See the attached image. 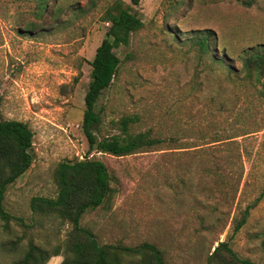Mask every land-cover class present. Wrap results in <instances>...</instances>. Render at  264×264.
<instances>
[{
  "label": "rangeland",
  "instance_id": "rangeland-1",
  "mask_svg": "<svg viewBox=\"0 0 264 264\" xmlns=\"http://www.w3.org/2000/svg\"><path fill=\"white\" fill-rule=\"evenodd\" d=\"M112 1L56 0L51 7L59 17L39 21L33 0H0L1 117L32 131L31 163L4 193L9 216L0 218V264H13L28 241L47 249L63 243L69 224L32 211L29 200L55 195L58 162L84 158L102 161L108 173L107 198L79 221L98 244L148 242L166 264H205L226 241L239 258L264 264V98L258 84L252 91L228 81L193 43L196 31L209 29L213 52L223 51L239 68L242 50L264 52V0L249 7L232 0H121L143 26L113 49L116 76L94 105L100 133H116L111 120L136 115L132 131L165 139L123 156L89 150L80 129L88 62ZM200 158L218 171H202ZM121 264L139 263L123 256Z\"/></svg>",
  "mask_w": 264,
  "mask_h": 264
},
{
  "label": "trees",
  "instance_id": "trees-1",
  "mask_svg": "<svg viewBox=\"0 0 264 264\" xmlns=\"http://www.w3.org/2000/svg\"><path fill=\"white\" fill-rule=\"evenodd\" d=\"M32 17L42 21L45 17L56 20L59 17L56 0H33ZM137 3V0H131ZM181 2L182 0H171ZM244 7L251 6L255 0H232ZM102 19L108 22L104 36L95 47L90 66L89 80L83 97L80 129L89 150L114 156H123L154 149L165 139L155 137L149 129L132 131L137 122L136 115H124L111 124L116 133H100L102 119L94 110L102 90L107 88L116 76L119 58L113 49L125 46L131 34L138 31L143 23L131 11L130 6L121 0H113L105 8ZM26 26H35L27 22ZM193 43L201 53L207 54L210 66L220 68L225 78L241 84L246 89L259 87L256 93L264 98V52L246 48L241 51L239 68L233 67L230 58L223 51L214 53L211 49L214 36L209 29L196 31ZM225 137L223 139H228ZM32 131L25 122L3 119L0 112V218H8L3 208L4 193L9 184L19 177L31 163ZM222 139H214L219 141ZM168 142V141H167ZM204 153V151H202ZM202 153H199L202 155ZM200 157V156H199ZM204 163L202 171H218V168ZM56 193L54 196H32L29 208L32 211L53 214L70 228L61 245L47 249L28 241L22 254L13 264H44L51 256L62 255L59 264H121L123 256L136 257L139 264H166L162 251L152 243L141 242L135 245L121 243L98 244L92 231L79 224L86 210L95 209L107 198L110 187L105 164L97 159H75L60 161L54 171ZM248 207L241 211L233 221L232 232H236L245 222ZM205 264H252L248 259L239 258L226 241H219L206 256Z\"/></svg>",
  "mask_w": 264,
  "mask_h": 264
}]
</instances>
